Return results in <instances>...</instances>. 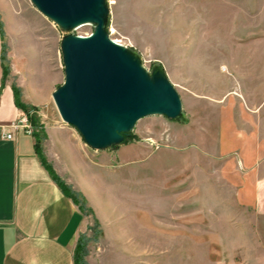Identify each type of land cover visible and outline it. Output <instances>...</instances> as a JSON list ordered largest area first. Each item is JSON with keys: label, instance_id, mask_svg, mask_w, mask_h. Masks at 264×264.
<instances>
[{"label": "rangeland", "instance_id": "rangeland-1", "mask_svg": "<svg viewBox=\"0 0 264 264\" xmlns=\"http://www.w3.org/2000/svg\"><path fill=\"white\" fill-rule=\"evenodd\" d=\"M0 5L4 78L11 75L34 101L49 100L46 115L58 114L52 93L66 77L63 41L96 24L60 25L32 0ZM101 15L108 36L150 80L172 85L181 109L175 118L144 115L128 142L92 147L78 131L89 154L84 187L95 205L87 207L80 258L264 264V209L241 202L219 154L224 106L264 122V0H102ZM10 53L19 67L13 75ZM24 111L38 126L35 109Z\"/></svg>", "mask_w": 264, "mask_h": 264}, {"label": "crops", "instance_id": "crops-1", "mask_svg": "<svg viewBox=\"0 0 264 264\" xmlns=\"http://www.w3.org/2000/svg\"><path fill=\"white\" fill-rule=\"evenodd\" d=\"M3 53L0 24V126L12 133L11 138L0 134V264H75L87 215L64 193L40 153L80 194L86 208H95L84 187L90 176L87 144L74 126L62 120L54 99L58 114L46 115L43 109L51 106L49 100L34 101L20 84H13L11 75L4 78ZM9 60L13 75L19 69L14 53ZM21 104L35 109L38 126L32 134L11 128L24 111ZM221 113L222 175L236 187L242 203L264 209V122L255 114L247 120L237 117L228 106Z\"/></svg>", "mask_w": 264, "mask_h": 264}, {"label": "water", "instance_id": "water-1", "mask_svg": "<svg viewBox=\"0 0 264 264\" xmlns=\"http://www.w3.org/2000/svg\"><path fill=\"white\" fill-rule=\"evenodd\" d=\"M60 25L95 23L88 36L72 34L63 41L66 77L53 92L64 122L77 128L92 147L119 143L144 115L175 118L178 93L164 79L150 80L126 49L104 29L102 0H32Z\"/></svg>", "mask_w": 264, "mask_h": 264}, {"label": "trees", "instance_id": "trees-1", "mask_svg": "<svg viewBox=\"0 0 264 264\" xmlns=\"http://www.w3.org/2000/svg\"><path fill=\"white\" fill-rule=\"evenodd\" d=\"M22 107L27 110L28 106L21 104ZM31 122L34 121V117L30 118ZM131 135H129L128 133L124 134V139L123 142H128L129 140H132L130 137ZM41 159H42V163L44 164V166L47 168V170L50 172V174L53 176V178L56 180V182L59 184V186L62 188V190L64 191V193L69 196L70 198H72V200L80 207V209H82L84 212L87 211L86 208V204L85 202L82 200V198L80 197V194L78 192H76L75 190H73L70 186H68L67 184H65L60 177L55 173L52 165L46 160V158L42 155V153H40ZM84 245L83 242H78V245L76 247V251H75V264H85V262L80 258L79 254L81 253V250L83 249Z\"/></svg>", "mask_w": 264, "mask_h": 264}, {"label": "built area", "instance_id": "built-area-1", "mask_svg": "<svg viewBox=\"0 0 264 264\" xmlns=\"http://www.w3.org/2000/svg\"><path fill=\"white\" fill-rule=\"evenodd\" d=\"M11 128L13 130H23L24 132L32 134L35 131V127L33 126L30 116L23 111L19 117L11 123ZM0 134L4 137L11 138L12 133L7 132L4 127L0 126Z\"/></svg>", "mask_w": 264, "mask_h": 264}, {"label": "bare ground", "instance_id": "bare-ground-1", "mask_svg": "<svg viewBox=\"0 0 264 264\" xmlns=\"http://www.w3.org/2000/svg\"><path fill=\"white\" fill-rule=\"evenodd\" d=\"M86 24V23H85ZM90 35V34H89ZM83 37H85V36H88V35H82ZM114 42H116V43H118L117 41H114ZM120 44V43H119Z\"/></svg>", "mask_w": 264, "mask_h": 264}]
</instances>
